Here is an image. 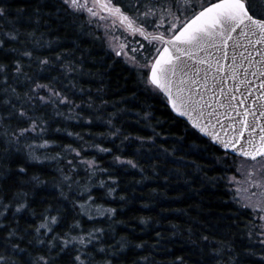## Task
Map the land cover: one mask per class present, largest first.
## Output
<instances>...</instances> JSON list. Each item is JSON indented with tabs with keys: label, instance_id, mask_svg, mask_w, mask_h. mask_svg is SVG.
Returning <instances> with one entry per match:
<instances>
[{
	"label": "snow or ice",
	"instance_id": "6c2138e0",
	"mask_svg": "<svg viewBox=\"0 0 264 264\" xmlns=\"http://www.w3.org/2000/svg\"><path fill=\"white\" fill-rule=\"evenodd\" d=\"M20 2L23 7L13 9V0H0V181L13 180L10 162L23 152L27 151L28 159H42L36 154L38 142L32 139L33 134L39 135L43 145L59 143L43 139V136L49 130L50 121L64 115L59 111L61 105L68 107L70 113L76 106L66 93L77 89L71 77L82 71V65L65 59L75 54L73 50L52 52L54 41L46 40L45 36L53 30L55 21V31L64 30L71 34L72 29H77L101 42L114 26L125 30L122 39L126 42L116 45L119 50L113 49L114 55L127 57L126 65L149 89L166 94L165 102L174 110L176 120L185 118V131L201 139L208 137L223 150H231V153H224L226 157L239 154L248 158L249 181L264 187V0ZM41 27L49 32L41 31ZM129 37L130 43L127 42ZM42 50L52 54L42 55ZM132 51L135 55L129 56ZM53 71L57 72L56 76H51ZM225 79L231 83L225 85ZM64 80L67 84L63 83ZM77 90L84 92L82 88ZM90 102L91 98L88 103L92 106ZM104 103L108 102L102 101ZM116 115L113 113L114 117ZM71 118L81 117L74 115ZM118 132L120 129L117 128L108 135L115 136ZM72 135L80 136L79 133ZM139 139L154 143L156 137ZM180 139L183 141L184 138ZM83 146L98 148L101 152L111 151L102 145ZM62 148L77 154L80 152L71 145H62ZM163 153L175 156V150L164 148ZM62 155L63 152L57 153L51 159ZM113 159L127 161L130 167H140L128 157L114 156ZM184 159L179 158V162ZM96 164L94 158H85V166L91 167L92 175L98 171L97 167H92ZM20 170L27 172L24 168ZM99 170L107 172V169ZM170 171L178 172L179 168ZM257 175L259 181L253 179ZM91 178L90 175L89 181ZM63 179L70 180L68 176ZM108 179L118 184L117 178L109 176ZM32 180L42 183L36 176ZM98 183L105 185L106 181L99 180ZM85 191L88 200L83 204L75 202L80 204L81 211H86L85 205L94 199L90 189L85 188ZM115 192L114 187L107 190L108 195ZM27 196L28 193L23 191L6 193L0 185V232L3 233L0 235V264H112L111 259L98 261L97 256L119 257L116 248L102 243L103 228L85 231L80 221L74 220L63 235L54 232V227L62 219L59 215H46L40 225L33 227L35 235L26 246L14 243L32 235L18 219L20 212L28 207ZM241 207L251 209L254 223L248 225L249 239L255 235L264 246V200L249 201ZM49 211L59 213L62 209H45V213ZM105 211L114 214L116 209L107 208ZM97 215H103V212H97ZM41 229L45 231L41 232ZM49 233H53L50 239ZM126 246L123 240L118 243L120 249ZM89 247L94 251H89ZM136 247L144 248L145 244L142 242ZM251 254L264 256V251ZM147 259L142 257L141 261ZM232 261L235 264V257Z\"/></svg>",
	"mask_w": 264,
	"mask_h": 264
},
{
	"label": "trees",
	"instance_id": "16d2710c",
	"mask_svg": "<svg viewBox=\"0 0 264 264\" xmlns=\"http://www.w3.org/2000/svg\"><path fill=\"white\" fill-rule=\"evenodd\" d=\"M11 7H23V4L13 0ZM55 27L54 21L52 31L44 27L40 30L49 32L46 40L54 41L52 52L74 51L73 56L65 59L82 65V71L71 79L84 92L73 89L72 93H66L75 101L74 111L70 113L68 107L61 105L59 111L64 115L50 121L43 139L59 143L43 145L39 135L33 134L32 139L38 142L36 154L42 159H28L27 151L23 152L10 162L13 180L0 181L6 193H28V207L18 216L20 225L32 232L46 215H59L62 219L54 232L61 235L74 220L80 221L85 231L103 228L102 243L116 248L120 255L118 258L98 255L97 260L111 259L112 264H204L205 261L233 264L232 257L235 264H264V256L251 254L264 251V246L255 235L251 240L247 235L248 225L254 221L251 209L245 210L241 204L247 205L249 197L243 193L245 188H239V193L230 184V176L236 173L239 160L244 158L226 157L225 151L202 134H199L201 139L185 131L184 119L176 120L165 95L144 85L126 65V60L114 55L106 39L96 41L94 36L81 34L77 29L69 34L64 30L55 31ZM41 54L52 53L42 50ZM56 75V71L51 73ZM63 83L67 84V80ZM102 101L108 103L102 104ZM113 113L117 115L114 117ZM74 115L81 118L72 119ZM117 128L120 129L117 135H108ZM152 136L156 137L154 143L139 139ZM85 144L102 145L111 151L101 152L98 148L84 147ZM62 145H71L80 152H69ZM164 148L175 150V156H165ZM61 152L60 158L51 159ZM114 156L128 157L140 167H130L127 161L114 160ZM181 157L185 158L183 162H179ZM85 158L97 161L92 166L98 169L95 175L91 174V167L85 166ZM21 168L27 172H21ZM174 168L179 171H170ZM33 176L39 177L42 183L32 180ZM64 176L70 180L65 181ZM109 176L117 178L118 184L109 181ZM99 180L106 184L100 185ZM110 187L116 188L115 194H107ZM85 188L90 189L94 199L85 205L86 211H81L80 204L75 202L83 204L88 200ZM49 208L62 211L45 213ZM107 208H114L116 212L109 213L105 211ZM33 235L34 232L24 241L14 243L24 247ZM52 235L49 233L48 238ZM122 240L127 246L120 249L118 243ZM142 242L144 248L136 247ZM221 248L220 252L212 251ZM89 251L94 249L89 247ZM142 257L148 259L141 261Z\"/></svg>",
	"mask_w": 264,
	"mask_h": 264
},
{
	"label": "rangeland",
	"instance_id": "374dc122",
	"mask_svg": "<svg viewBox=\"0 0 264 264\" xmlns=\"http://www.w3.org/2000/svg\"><path fill=\"white\" fill-rule=\"evenodd\" d=\"M125 35H126V31L119 28L118 26H114L113 29L108 31V33L105 35V39H106L107 45L109 46L111 45V47H109L111 51H113V49L118 51L119 49L116 48V45L126 42L124 39H122V37ZM127 42L129 43L131 42V37L128 38ZM133 48H135V45H133ZM128 55L129 56L135 55V51L129 52ZM122 58H124L125 60L127 59V57H122ZM137 59H139V57H137ZM247 160L248 159H245V158L239 160V163H238L239 166H237L236 171H235L236 173L230 176L231 177L230 184H232L233 187H235L238 191L245 188L243 193L247 197H249V201L260 202L264 200V194L261 193V190H263L262 189L263 187L262 188L258 187L256 184H253L249 181L247 169L250 165L246 163ZM253 179L256 181H259L260 176L259 175L254 176ZM244 194H241V195L243 196Z\"/></svg>",
	"mask_w": 264,
	"mask_h": 264
},
{
	"label": "water",
	"instance_id": "95a60500",
	"mask_svg": "<svg viewBox=\"0 0 264 264\" xmlns=\"http://www.w3.org/2000/svg\"><path fill=\"white\" fill-rule=\"evenodd\" d=\"M230 83H231V81H229V80H227V79L224 80V84H225V85H229ZM241 90H242V89H241ZM164 95H165V97H166V94H164ZM168 104H169V103H168ZM169 107L171 108L170 104H169ZM173 111H174V110H173ZM174 113H175V112H174ZM182 119H185V118H182ZM200 134H202V133H200ZM202 135H203V134H202ZM206 138H208V137H206ZM208 139H209V138H208ZM209 140H210V139H209ZM212 142H213L214 144H216L215 141H212ZM219 147H220V146H219ZM220 148H221V147H220ZM221 149H222V148H221ZM222 150H223V149H222ZM223 151H225V152L227 151V152L231 153V150H223ZM236 156H237V157H240L239 154H236ZM243 158L248 159V158H246V157H243Z\"/></svg>",
	"mask_w": 264,
	"mask_h": 264
}]
</instances>
